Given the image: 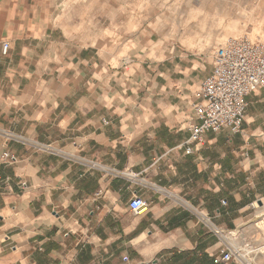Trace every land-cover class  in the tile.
Listing matches in <instances>:
<instances>
[{"label":"crops","instance_id":"0c3cea01","mask_svg":"<svg viewBox=\"0 0 264 264\" xmlns=\"http://www.w3.org/2000/svg\"><path fill=\"white\" fill-rule=\"evenodd\" d=\"M105 12L0 0V264H224L228 233L247 240L264 199V88L239 132L208 131L187 153L213 54ZM134 195L146 212L129 210Z\"/></svg>","mask_w":264,"mask_h":264},{"label":"rangeland","instance_id":"374dc122","mask_svg":"<svg viewBox=\"0 0 264 264\" xmlns=\"http://www.w3.org/2000/svg\"><path fill=\"white\" fill-rule=\"evenodd\" d=\"M108 16L129 22L134 29L146 28L151 37L167 46L200 55L213 54L214 48L230 37H246L264 43V0H100ZM149 35V34H148ZM249 221L252 230L244 242L228 234L236 247L247 243L245 257L252 264L264 261V199L255 203ZM242 243V244H241Z\"/></svg>","mask_w":264,"mask_h":264},{"label":"built area","instance_id":"2783aa9c","mask_svg":"<svg viewBox=\"0 0 264 264\" xmlns=\"http://www.w3.org/2000/svg\"><path fill=\"white\" fill-rule=\"evenodd\" d=\"M8 42L2 43V53L6 54ZM264 88V43L252 42L246 37H230L217 45L213 51L212 72L202 82L198 100L192 101L191 108L198 122L188 127L189 139L186 152L203 144L204 134L208 131L220 132L228 129L232 133L240 131L247 108L246 96ZM15 139L33 148L46 151L65 158L71 154L23 136ZM4 157H8L5 153ZM225 203V201H222ZM257 201L250 203L252 207ZM149 202L138 195L128 201V208L134 214L147 211ZM215 232L221 233L215 226ZM231 237L234 234L229 232ZM242 244V243H241ZM250 248L247 243L236 247L229 240L220 248L216 262L224 264H247L245 257ZM242 251L246 253L243 254Z\"/></svg>","mask_w":264,"mask_h":264},{"label":"bare ground","instance_id":"6f19581e","mask_svg":"<svg viewBox=\"0 0 264 264\" xmlns=\"http://www.w3.org/2000/svg\"><path fill=\"white\" fill-rule=\"evenodd\" d=\"M205 221H206V223H207L208 225H211V226H212L211 222H210L208 219H205ZM247 264H252V263H250L249 261H247Z\"/></svg>","mask_w":264,"mask_h":264}]
</instances>
